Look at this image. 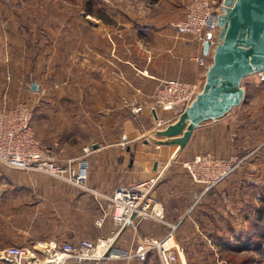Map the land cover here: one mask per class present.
<instances>
[{"label":"crops","instance_id":"crops-1","mask_svg":"<svg viewBox=\"0 0 264 264\" xmlns=\"http://www.w3.org/2000/svg\"><path fill=\"white\" fill-rule=\"evenodd\" d=\"M188 1L178 0L176 5ZM107 17L112 23H102L106 33L100 62L86 63L85 88H77V75L71 77L70 92L57 89V105H45L39 113L41 120L54 122L57 140L45 130L36 135L42 144L54 146L59 163L70 160L75 168L84 164L87 189L42 173L2 170L0 251L8 246L32 249L39 244L60 246L107 237L114 226L105 215L108 203L100 195L109 196L118 186L150 178L157 180L150 198L161 219H133L115 243L121 255L171 232L167 243L182 249L178 264H188L195 260L189 248L194 238L204 248L216 247L254 225L264 229V73L244 78L242 101L222 117L201 122L179 148L158 135L177 120L179 112L158 110L162 125L156 127L148 115L151 94L164 80L201 86L217 36L204 52L206 40L201 44L181 33L175 27L181 20L177 16L108 13ZM206 37L209 40L210 35ZM90 70L100 72L99 80ZM99 87L100 96L95 94ZM135 107L142 108L137 116L131 112ZM200 152L244 161L224 181L204 190L183 167ZM100 217L104 220L99 226ZM38 259L42 263L46 258L39 254ZM0 264L8 263L0 260ZM66 264H159V259L151 251L144 261L118 258Z\"/></svg>","mask_w":264,"mask_h":264},{"label":"built area","instance_id":"built-area-1","mask_svg":"<svg viewBox=\"0 0 264 264\" xmlns=\"http://www.w3.org/2000/svg\"><path fill=\"white\" fill-rule=\"evenodd\" d=\"M221 4L214 8L208 0H192L185 8L184 17L175 23V27L201 44L207 40L206 35L209 34V41L213 43L218 34L216 20ZM197 93L199 85L196 83L178 79L164 80L151 94L152 105L148 109V115L155 126L160 127L162 121L158 118V110L172 111L177 107H186ZM141 111V107L131 110L135 116ZM32 114L33 109L26 102L0 107V165L13 170L42 173L87 189L84 164L75 168L70 160L59 163L54 146L43 145L36 139L31 125ZM87 151L85 148L84 152ZM243 161V158L236 156L221 158L204 152L185 161L183 167L194 183L209 190L234 173ZM156 181V178H150L132 185L118 186L109 196L100 195L108 203L105 215L114 226L109 236L95 242L80 240L60 246L39 244L32 249L8 246L0 251V260L8 264H66L68 261L99 263L118 258L144 261L149 252L155 251L159 264H176L177 255L182 249L172 248L167 243L171 232L164 239L140 243L125 255L119 254L115 247L120 232L132 224L133 219L160 221L161 213L154 211L150 198ZM103 220L104 217L98 218L97 225L100 226ZM39 254L46 258L42 263L38 259Z\"/></svg>","mask_w":264,"mask_h":264},{"label":"rangeland","instance_id":"rangeland-1","mask_svg":"<svg viewBox=\"0 0 264 264\" xmlns=\"http://www.w3.org/2000/svg\"><path fill=\"white\" fill-rule=\"evenodd\" d=\"M89 1L94 10L106 15L157 14L177 16L182 20L185 8L192 0L180 6L176 5L178 0H159L156 4L145 0H0V107L16 102L28 103L33 109L31 125L35 137L42 136V130H45L53 134L54 141L57 140V131L52 129L54 122L41 120L39 113L45 105H57L54 101L57 89L63 87L66 93L70 92L71 77L77 75L75 79L81 83L77 88L83 90L86 63L100 62L99 51L106 31L101 20L85 13ZM208 1L214 8L222 3V0ZM59 70L60 75H57ZM90 73L95 81L99 80L100 72L90 70ZM96 93L100 96V87L95 88ZM184 108L174 110L179 116ZM94 120L100 122V119ZM36 129L40 131L36 132ZM36 139L43 143L40 138ZM4 169L7 170L0 165V172ZM191 232L189 234H193ZM261 232L263 229L256 233ZM194 239L189 248L195 253V256L192 254L195 260L188 264H229L227 255L235 261L248 258V264H264L263 252H225L217 246L204 248L200 239Z\"/></svg>","mask_w":264,"mask_h":264},{"label":"water","instance_id":"water-1","mask_svg":"<svg viewBox=\"0 0 264 264\" xmlns=\"http://www.w3.org/2000/svg\"><path fill=\"white\" fill-rule=\"evenodd\" d=\"M218 34L202 89L177 120L158 135L182 148L205 120L222 117L243 99L241 82L264 72V0H222ZM210 41L204 42V52Z\"/></svg>","mask_w":264,"mask_h":264},{"label":"trees","instance_id":"trees-1","mask_svg":"<svg viewBox=\"0 0 264 264\" xmlns=\"http://www.w3.org/2000/svg\"><path fill=\"white\" fill-rule=\"evenodd\" d=\"M151 4L159 2V0H145ZM85 13L87 15H91L98 20H101L104 23H112V21L107 17L106 13H102L99 10H94L92 6V2L89 1L86 5ZM258 229H263L258 225H254L251 227V231L249 229L234 235L230 240H222L220 244L217 245L221 250L225 252H248V251H256L264 253V229L261 233L258 232ZM250 259L242 258L238 261H235L233 257L228 256L226 258L227 263L229 264H248ZM250 264V263H249Z\"/></svg>","mask_w":264,"mask_h":264}]
</instances>
